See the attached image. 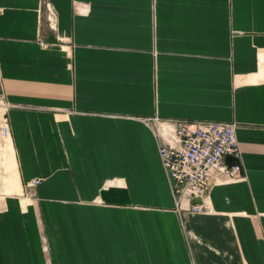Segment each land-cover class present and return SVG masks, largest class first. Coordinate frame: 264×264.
<instances>
[{"label": "crops", "instance_id": "crops-1", "mask_svg": "<svg viewBox=\"0 0 264 264\" xmlns=\"http://www.w3.org/2000/svg\"><path fill=\"white\" fill-rule=\"evenodd\" d=\"M0 100V264H264V0H0ZM155 119L234 124L242 178L178 209Z\"/></svg>", "mask_w": 264, "mask_h": 264}, {"label": "built area", "instance_id": "built-area-1", "mask_svg": "<svg viewBox=\"0 0 264 264\" xmlns=\"http://www.w3.org/2000/svg\"><path fill=\"white\" fill-rule=\"evenodd\" d=\"M2 103V100H0ZM0 119V141L10 137L6 115ZM157 153L178 209L201 213L208 209L206 199L214 183H230L242 178L238 163L227 165V156L239 159L235 125L211 121L154 120ZM33 185L38 181H33ZM191 199L199 200L187 205Z\"/></svg>", "mask_w": 264, "mask_h": 264}, {"label": "rangeland", "instance_id": "rangeland-1", "mask_svg": "<svg viewBox=\"0 0 264 264\" xmlns=\"http://www.w3.org/2000/svg\"><path fill=\"white\" fill-rule=\"evenodd\" d=\"M7 104L2 100L0 102V119L4 111L3 105ZM9 139L0 141V198L4 195L19 192V182L16 176L15 164L12 160V150L9 149Z\"/></svg>", "mask_w": 264, "mask_h": 264}, {"label": "bare ground", "instance_id": "bare-ground-1", "mask_svg": "<svg viewBox=\"0 0 264 264\" xmlns=\"http://www.w3.org/2000/svg\"><path fill=\"white\" fill-rule=\"evenodd\" d=\"M9 149L11 150V146L9 147Z\"/></svg>", "mask_w": 264, "mask_h": 264}]
</instances>
